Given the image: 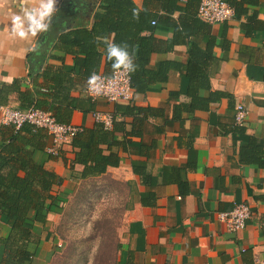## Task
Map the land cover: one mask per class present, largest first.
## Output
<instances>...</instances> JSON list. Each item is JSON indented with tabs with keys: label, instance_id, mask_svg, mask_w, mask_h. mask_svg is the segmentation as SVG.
<instances>
[{
	"label": "crops",
	"instance_id": "0c3cea01",
	"mask_svg": "<svg viewBox=\"0 0 264 264\" xmlns=\"http://www.w3.org/2000/svg\"><path fill=\"white\" fill-rule=\"evenodd\" d=\"M100 0H86V8L61 10L65 0H57L49 29L33 37L13 36V13L20 12V0H0V86L23 79L33 90L38 73L70 71V80L83 73L85 55L57 47L63 32L91 29ZM142 8L145 0H134ZM40 0H25L36 8ZM187 0H178L170 14L172 24L153 32L157 50L147 65L149 77L156 79L145 92L134 90L130 101L105 99L90 101L85 89L72 90L75 110L69 124L92 129L94 112H115L116 105L140 108L142 112L126 118L125 132L117 140L126 147H115L120 157L117 167L95 178L72 180L83 166L68 170L66 159H75L71 143L62 145L58 155L43 154L48 170L64 178L59 194L68 186L108 177L121 183L124 203L117 231L116 264H255L264 262V0L248 6L245 15L210 24L186 9ZM256 21L251 22L250 17ZM152 25H156L152 23ZM48 36L46 56L39 43ZM112 43L113 35L108 37ZM104 51V50H102ZM30 55V56H29ZM205 70L211 97L208 108L191 111L189 105L191 63ZM103 57L99 74L111 75ZM208 95V96H207ZM16 94L8 106L19 108ZM247 108L244 134L237 133L235 110ZM50 113V112H48ZM51 114V113H50ZM1 123V122H0ZM140 132L139 135L132 132ZM126 133V134H124ZM257 144L245 163L241 150ZM52 140H49V146ZM259 158L260 161L255 159ZM55 188V189H56ZM246 203L252 211L246 227L230 232L218 213ZM57 212L48 216L49 224L39 230L41 244L34 264L51 255L56 242L54 224Z\"/></svg>",
	"mask_w": 264,
	"mask_h": 264
},
{
	"label": "trees",
	"instance_id": "16d2710c",
	"mask_svg": "<svg viewBox=\"0 0 264 264\" xmlns=\"http://www.w3.org/2000/svg\"><path fill=\"white\" fill-rule=\"evenodd\" d=\"M227 1L235 11V18L239 19L246 14L248 6L254 5L258 0ZM85 2L86 0H65L61 10L70 11L72 7H77L84 11L87 6ZM200 3L201 0H187L186 9L192 12L188 14L189 17L193 16ZM177 4L178 0H145L143 7L139 8L134 0H100L91 29H74L63 32L58 38L57 47L85 55L81 76L70 80V71L51 72L46 68L36 75L33 90L24 85L23 79L2 84L0 106H8L10 96L16 94L22 105L15 109L25 111L35 107L50 112L59 123L69 124L75 110V101L70 96L72 90L85 89L86 93L89 78L98 74L104 56L106 66L114 72L112 61L106 55V47L111 44L108 41L110 35H113L112 43L127 45L134 54L136 69L130 72L131 86L136 92H145L150 84L160 79L153 75L149 77L147 69L152 54L157 50L153 32L159 26L167 27L172 24L169 16ZM250 21L257 22L253 16ZM153 22L156 25H152ZM257 23L262 25L260 21ZM46 46L48 36L39 43L38 53L41 57L46 56V50L43 51ZM197 63L201 62L191 63L189 69L188 95L191 99V111L208 108L212 98V95H199L201 90L210 91V80L204 74L206 68L203 65L200 68ZM88 99L92 102L90 97ZM140 112V108L116 105L112 129L108 130L97 124L92 129L78 133L69 143L74 150L75 159H66L65 164L68 170H73L77 164L83 166V170L72 175L71 179L95 178L105 174L109 167L119 166L120 157L113 149L117 146L125 148L130 142L117 140V134L125 132V125L118 118ZM237 127V133L243 135V128ZM132 133L140 134L139 131ZM50 139L52 140L45 130L30 124L17 130L12 125L0 123V264H34L41 244L39 230L49 224V214L62 210L61 203L64 202L65 193L61 191L55 195L53 191L63 184L64 178L48 170L41 160L43 154L55 158L47 153L51 146ZM250 142L251 145L240 152L243 162L247 164L254 162L251 155L259 150L254 140ZM255 160L260 161L259 158Z\"/></svg>",
	"mask_w": 264,
	"mask_h": 264
},
{
	"label": "rangeland",
	"instance_id": "374dc122",
	"mask_svg": "<svg viewBox=\"0 0 264 264\" xmlns=\"http://www.w3.org/2000/svg\"><path fill=\"white\" fill-rule=\"evenodd\" d=\"M68 187L54 224L53 251L42 264H116L123 186L108 177ZM53 193L59 194L57 188Z\"/></svg>",
	"mask_w": 264,
	"mask_h": 264
},
{
	"label": "built area",
	"instance_id": "2783aa9c",
	"mask_svg": "<svg viewBox=\"0 0 264 264\" xmlns=\"http://www.w3.org/2000/svg\"><path fill=\"white\" fill-rule=\"evenodd\" d=\"M198 15L203 21L216 24L234 19L235 11L227 0H201ZM95 76L99 78L97 82L89 85L88 81L86 87V93L92 101L105 99L108 102L118 103L132 99L134 90L131 86L130 72L115 70L111 76L99 73ZM247 115V108L238 105L235 110V124L243 126ZM93 117L95 122L103 125L105 129L113 128L114 117L111 113L94 112ZM0 122L4 125H12L17 130L25 124L45 130L52 138V146L47 149V153L54 156L58 155L62 145L70 143L83 131L82 127L59 123L50 113L35 107L20 111L11 106H0ZM251 216V208L246 203H238L231 211L218 213L219 221L234 233L243 230ZM255 264H264V262Z\"/></svg>",
	"mask_w": 264,
	"mask_h": 264
},
{
	"label": "clouds",
	"instance_id": "9594fccd",
	"mask_svg": "<svg viewBox=\"0 0 264 264\" xmlns=\"http://www.w3.org/2000/svg\"><path fill=\"white\" fill-rule=\"evenodd\" d=\"M57 0H40L36 8L25 5V0H20V12L13 13L11 21V32L13 36L25 38L29 35L35 37L40 33L46 32L52 22L56 12ZM106 55L112 61L113 70L134 72L136 65L133 56L127 45L108 44ZM99 78L95 75L89 78V85H93Z\"/></svg>",
	"mask_w": 264,
	"mask_h": 264
}]
</instances>
